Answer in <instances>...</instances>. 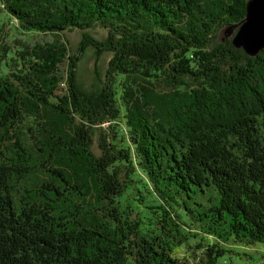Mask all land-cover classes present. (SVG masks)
<instances>
[{
	"label": "trees",
	"instance_id": "obj_1",
	"mask_svg": "<svg viewBox=\"0 0 264 264\" xmlns=\"http://www.w3.org/2000/svg\"><path fill=\"white\" fill-rule=\"evenodd\" d=\"M0 1V264L263 253L264 49L232 44L249 0ZM88 48L110 54L92 88Z\"/></svg>",
	"mask_w": 264,
	"mask_h": 264
},
{
	"label": "rangeland",
	"instance_id": "obj_2",
	"mask_svg": "<svg viewBox=\"0 0 264 264\" xmlns=\"http://www.w3.org/2000/svg\"><path fill=\"white\" fill-rule=\"evenodd\" d=\"M1 3V1H0ZM10 18L8 17L7 13L3 10H0V39L3 37L6 41V44L10 47H13L12 42L15 40V38L18 36L17 32H15L13 25L10 24ZM238 30H234L233 33L237 32ZM3 33V34H2ZM94 39L102 40L101 34L98 33H92L88 32ZM236 34V33H235ZM64 35V34H63ZM62 35V36H63ZM35 39L37 40V35H34ZM81 35L80 34H67L66 39L70 40L72 47L75 48L77 44L81 41ZM219 39L221 40H227V38H224L222 36V33L219 36ZM31 41V39L29 38ZM11 54V52H9ZM110 58V54L104 53L101 56H97L94 51L91 48H88L85 53L83 54V57L81 58L79 64H78V70H77V79L78 82L84 86L85 88H92L97 84V76H103L106 71V66L108 64V60ZM62 70V69H60ZM7 72V68L5 67V64L1 66V72L0 76H3ZM108 125H105V128ZM96 143V140H95ZM93 151L96 152V147L93 146ZM262 254H257V251H255V248L251 250H244L242 251L243 255L241 256V259H235L233 258V263L236 264H264V247H262ZM231 264V263H230Z\"/></svg>",
	"mask_w": 264,
	"mask_h": 264
},
{
	"label": "water",
	"instance_id": "obj_3",
	"mask_svg": "<svg viewBox=\"0 0 264 264\" xmlns=\"http://www.w3.org/2000/svg\"><path fill=\"white\" fill-rule=\"evenodd\" d=\"M232 44L249 56H255L264 49V0L248 1L246 17L232 38Z\"/></svg>",
	"mask_w": 264,
	"mask_h": 264
},
{
	"label": "bare ground",
	"instance_id": "obj_4",
	"mask_svg": "<svg viewBox=\"0 0 264 264\" xmlns=\"http://www.w3.org/2000/svg\"><path fill=\"white\" fill-rule=\"evenodd\" d=\"M241 24H242V23H241ZM241 24H240V26H241ZM240 26H239V27H240ZM239 27H238V29H239ZM238 29H237V30H238ZM234 36H235V34H234ZM234 36H233V37H234ZM238 49H242V48H238ZM242 50H243V49H242Z\"/></svg>",
	"mask_w": 264,
	"mask_h": 264
}]
</instances>
